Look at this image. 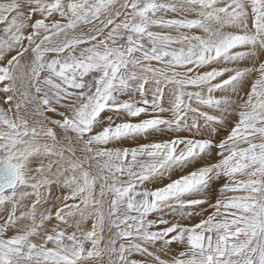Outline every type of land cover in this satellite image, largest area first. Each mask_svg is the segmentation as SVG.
<instances>
[{"label":"snow or ice","instance_id":"snow-or-ice-1","mask_svg":"<svg viewBox=\"0 0 264 264\" xmlns=\"http://www.w3.org/2000/svg\"><path fill=\"white\" fill-rule=\"evenodd\" d=\"M0 264H264V0H2Z\"/></svg>","mask_w":264,"mask_h":264},{"label":"bare ground","instance_id":"bare-ground-1","mask_svg":"<svg viewBox=\"0 0 264 264\" xmlns=\"http://www.w3.org/2000/svg\"><path fill=\"white\" fill-rule=\"evenodd\" d=\"M0 2H2V0H0Z\"/></svg>","mask_w":264,"mask_h":264}]
</instances>
